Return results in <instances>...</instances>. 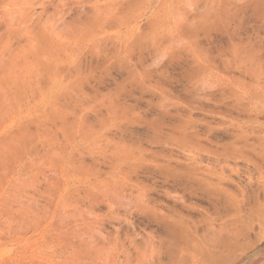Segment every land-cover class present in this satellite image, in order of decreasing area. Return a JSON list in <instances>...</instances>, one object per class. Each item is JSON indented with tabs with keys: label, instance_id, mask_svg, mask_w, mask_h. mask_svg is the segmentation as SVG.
<instances>
[{
	"label": "rangeland",
	"instance_id": "1",
	"mask_svg": "<svg viewBox=\"0 0 264 264\" xmlns=\"http://www.w3.org/2000/svg\"><path fill=\"white\" fill-rule=\"evenodd\" d=\"M0 264H264V0H0Z\"/></svg>",
	"mask_w": 264,
	"mask_h": 264
}]
</instances>
